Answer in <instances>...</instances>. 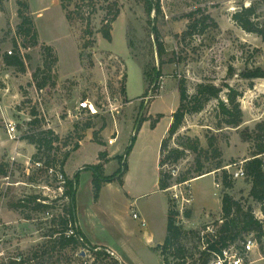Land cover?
Returning <instances> with one entry per match:
<instances>
[{
    "label": "rangeland",
    "instance_id": "1",
    "mask_svg": "<svg viewBox=\"0 0 264 264\" xmlns=\"http://www.w3.org/2000/svg\"><path fill=\"white\" fill-rule=\"evenodd\" d=\"M22 1L28 4L24 11L33 18L39 34L38 44L30 42L29 47L18 31L19 0H0V222L5 226L0 264H12L13 257L19 256L20 264H78L89 259L88 248L82 246L53 248L49 234L61 228L59 218L70 199L63 197L65 188L61 189L63 184L55 174L46 171L45 160L41 167L33 161L37 147L25 138L31 133L32 119L60 136L58 155L72 151L66 177L73 179L79 173L75 198L79 226L92 242L112 246L127 264H163L158 246L168 233L169 200L179 211L178 223L186 230L206 224L215 229L214 224L221 223L225 192L246 209L260 208L250 196L248 177L232 179V187L225 188L224 174L230 176L228 170L245 166L257 147L249 135L264 120V78L240 76L247 68H264V38L242 28L233 17L252 4L256 8L252 20L257 27H264V0H149L160 4V13L154 8L148 12L147 0ZM190 22L196 27L192 34L184 35ZM108 25L112 41L104 37ZM155 28L166 49L163 56L158 52ZM44 45L52 46L58 59L52 64L48 85L39 89L34 74L41 69L38 79L48 76V64L53 60ZM10 55L24 60L26 70L8 63ZM231 67L236 72L230 77ZM158 70L159 86L148 91L151 76ZM181 80H186L190 95L196 94L200 83L221 86L220 98L225 100L229 84L239 94L243 122L239 127L227 125L219 98H212L200 111L188 112L181 128L169 138V147L191 137L200 140L201 151H187L176 164L164 168L172 172L177 186L163 193L159 190L160 148L180 104ZM151 90L153 97L145 99ZM83 99L98 106L96 116L78 112ZM8 119L17 123L18 140L9 138ZM88 123L90 128H86ZM96 131L102 144L94 137ZM113 134L116 141L110 145ZM102 145L110 146L111 151L105 148L109 155L114 151L104 175L125 171V163L126 171L123 182L115 178L103 183L97 199L94 172L87 167L99 163ZM198 160L203 171H210L200 177ZM187 174L194 178L176 182ZM180 189L192 198L191 203L183 206L181 197L174 199ZM31 196H39V201L51 207L43 211L15 206L18 200ZM135 212L140 218L134 217ZM185 242L198 257L197 239ZM263 255L254 253L247 264H264ZM113 259L101 254L93 264H111Z\"/></svg>",
    "mask_w": 264,
    "mask_h": 264
},
{
    "label": "trees",
    "instance_id": "2",
    "mask_svg": "<svg viewBox=\"0 0 264 264\" xmlns=\"http://www.w3.org/2000/svg\"><path fill=\"white\" fill-rule=\"evenodd\" d=\"M147 3H150L149 10L150 12L153 8L160 13L161 6L159 3L153 4L149 0ZM19 8V17L21 18V22L18 25L19 33L25 38V40L29 41V44H25V46L29 47L30 42L31 45L38 44V30L34 25L33 18L27 14L24 10L28 9V4L19 0L18 2ZM119 13V12H118ZM117 13V16L119 15ZM256 13V8L254 5H250L246 8H243L240 11H237L234 14V19L237 23L247 31L257 32L264 38V27H257L255 22L252 20V17ZM116 16V17H117ZM116 17L112 19L116 20ZM112 23V22H111ZM196 27L194 22H190L188 25V29L184 32V35L192 34L193 29ZM104 37L112 41V32L111 26L108 25L103 29ZM155 38L157 41L158 52L160 56H163L166 49L164 43L161 40L160 32L157 28L154 30ZM44 49L49 56H53V60L48 64V76H45L41 79H38L39 72L41 69H38L34 74L36 81V85L39 89H43L48 85L50 79V71H52V64L58 58L53 54V47L50 45H44ZM7 62L19 66L22 71H25V63L19 56L10 55L7 56ZM248 70L242 72L240 76L244 79L254 80L256 78H264V68L257 66L254 68H247ZM235 69L233 67L230 68L229 76L235 75ZM145 73V72H144ZM146 75V73H145ZM147 76V75H146ZM161 77V72L158 70L154 75L151 76V80L149 83V89L154 85V88H158V79ZM229 91L227 92V100L220 98V94L223 91V87L217 86L213 83H200L197 87V92L194 95H190L186 86V80H181L179 84V93H180V104L176 111L173 113V121L168 130L169 136L165 137L161 143L160 148V178H159V190L169 191L174 183V176L171 171L165 170L164 168L169 164H176L181 158L186 155L187 151H195L200 153L201 144L198 138L187 137L184 141H182L179 146L169 147V138L178 132V130L183 125L184 119L188 112L192 111H200L204 108V106L212 99L219 98V109L225 115V122L227 125L232 127H239L243 122V110L238 101V92L227 85ZM153 88V89H154ZM146 92V94L148 93ZM143 106V104H142ZM96 116V115H92ZM145 117L137 123V129L139 130L142 122ZM29 125L31 127V133L25 136L31 143L35 144L37 147V152L33 156L34 162H42L44 161V165L46 171L48 168L55 167L58 168L63 175L65 176V183L63 185L64 193L63 197H68L70 200L67 205L64 207V214L59 218L61 228L55 229L49 234L51 240L54 239V246H62L66 247L68 245L74 246H82L84 248L96 249L97 246L92 245L84 233L82 232L76 217V192H77V184L79 173L75 174L73 179L67 178L65 173L66 163L72 153V151H66L62 156L58 155L59 146L57 145L61 138L56 132L49 128H44L39 124L38 120H30ZM154 125V121L152 122ZM92 125L88 123L86 128H90ZM256 141V150L252 154V156L245 161V169L247 171V176L251 181V189L250 196L257 201V203H262L264 201V167H263V158L261 155L264 153V120L258 122L255 128L252 130V134L249 135ZM94 137L97 142L102 144L103 141L99 137V132L96 131L94 133ZM135 137L132 139V144L128 147L127 154L133 148ZM211 145L214 147V141H211ZM79 144L77 143L74 149H78ZM73 149V150H74ZM217 148H215L216 152ZM217 153L218 150H217ZM216 153V154H217ZM44 154V156H43ZM220 155V154H218ZM217 155V156H218ZM109 161V152L107 150L100 151L99 154V163L92 164L87 168H90L94 172L93 179V187L95 191V197L98 199L103 183L114 180L115 178H119L121 182H123V176L126 171V163L124 164L125 171H120L119 174L113 176H105L104 168L105 164ZM198 172L197 177L203 176L210 171H203V166L200 164V160H198ZM219 165L217 168H220ZM3 171V169L1 168ZM194 178V176L183 175L179 177L176 182L184 183L189 179ZM224 184L225 188H230L233 185L232 178L228 175L227 172L224 174ZM39 196H31L29 198H24L18 200L16 203V207L19 209L32 207L33 210H47L51 207L50 204L43 203L38 200ZM169 200V211H168V224L167 236L162 244L158 246V250L162 256L163 264H208L211 258V253L214 251H220L224 247L228 246L231 242L236 241L241 238L244 233H249L255 231L259 237L262 236L263 233V225L256 218L253 213L252 208L246 209L239 200H236L230 193L225 192L222 197V218L221 223L216 222L214 226L215 229H212L208 224L203 225L199 228H193L191 230H186L183 225L178 223V215L179 211L170 206ZM186 216H189V213H186ZM72 226L75 229V235L71 237L66 236V232ZM212 229V230H211ZM196 238L198 241V257H194V254L191 252L187 243L185 242L189 238ZM102 253H100L101 255ZM37 255V253H35ZM104 255V253L102 254ZM105 257H110L108 254H105ZM193 258V261H189V259ZM22 263V262H21ZM12 264H20V262L12 261ZM109 264V263H108ZM111 264H121L120 261L114 260Z\"/></svg>",
    "mask_w": 264,
    "mask_h": 264
},
{
    "label": "built area",
    "instance_id": "3",
    "mask_svg": "<svg viewBox=\"0 0 264 264\" xmlns=\"http://www.w3.org/2000/svg\"><path fill=\"white\" fill-rule=\"evenodd\" d=\"M10 54H13V50L11 49L9 51ZM153 90V87H152ZM149 93V95L145 99H150L153 97V91ZM77 110L79 113L86 112L91 115H97L99 113L98 106L90 101L89 99H83L78 103ZM7 133L9 135V138L11 140H18L20 138L17 130V123L13 120H8L7 124ZM116 134L109 138L108 143L110 145L115 144L116 141ZM263 158V167H264V153L261 155ZM12 161L16 159V154L11 157ZM37 166L41 167L43 166V163L36 162ZM236 166V164H235ZM51 173H54L58 180L64 185L65 183V176L63 173L55 167L48 168ZM230 169V168H227ZM230 174V178L237 180V179H244L247 178V171L245 169V166L240 165L236 166L233 170H228ZM6 179H9V176L6 177ZM182 184V183H181ZM179 184V186H181ZM218 187L220 186L219 183L216 184ZM177 185H174L173 187H176ZM172 187V188H173ZM63 186L61 187V189ZM184 191L180 189V193L174 194V199H178L181 197L180 203L185 206L186 203H191L192 198L184 196ZM256 218L260 221V223L263 225V233L262 236L259 237L258 234L255 231L249 232L247 235L244 236V238H240V242L234 241L231 242L228 246L224 247L220 251H214L211 253V258L209 260L208 264H247L254 253L263 254L264 252V201L260 203V208L257 211H253ZM135 218H140V215L138 213H134ZM145 224V220L142 222ZM5 226L3 223L0 222V246H2L5 243V234H4V228ZM72 235H75V229L70 226L68 231L66 232L67 237H71ZM87 250V249H86ZM89 252L88 258H83L84 260L79 262L78 264H93V261L95 260L96 256H99L100 253L108 254L110 257L118 259L117 254L109 247H98L96 249L88 248L87 250ZM264 256V255H263ZM8 260V257L6 258ZM15 261L21 262L22 256L19 257H13Z\"/></svg>",
    "mask_w": 264,
    "mask_h": 264
},
{
    "label": "crops",
    "instance_id": "4",
    "mask_svg": "<svg viewBox=\"0 0 264 264\" xmlns=\"http://www.w3.org/2000/svg\"><path fill=\"white\" fill-rule=\"evenodd\" d=\"M8 120H12V119H8ZM7 120V121H8ZM172 121H173V117L171 118V120L169 121V124H168V126H167V128H166V131H165V133L163 134V136H162V138L164 139L165 138V136L167 135V133H168V130H169V128H170V125H171V123H172ZM102 135H103V133H102ZM104 136V135H103ZM163 139H162V141H163ZM162 143V142H161ZM103 146V145H102ZM134 146H135V144H134ZM103 148H104V146H103ZM105 148H106V146H105ZM105 148L104 149H102L101 151H104L105 150ZM106 149H109L110 150V146H107V148ZM111 151V150H110ZM113 153H114V151H113ZM113 153H111L110 155H109V161L105 164V166H108V163L112 160V158H113V156H114V154ZM65 173H67L66 172V166H65ZM67 176H68V174H67ZM69 177V176H68ZM70 178V177H69ZM161 191V190H160ZM163 193H166L165 191H162ZM167 211H169V206H168V210ZM142 213L144 214V215H146L147 216V214H146V210H143L142 209ZM168 213V212H167ZM81 228V227H80ZM82 230V229H81ZM82 232L84 233V235L86 236V238L88 239V241L92 244V245H97V246H103V245H105V246H107V247H109V248H111L114 252H116L113 248H112V246H110V245H108V244H102V243H94V242H92L91 240H90V238L85 234V232L82 230ZM118 256H119V254H117ZM119 258V260L120 261H122V262H124V263H126L125 262V260L124 259H122V257H118ZM127 264V263H126Z\"/></svg>",
    "mask_w": 264,
    "mask_h": 264
}]
</instances>
